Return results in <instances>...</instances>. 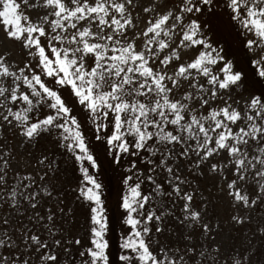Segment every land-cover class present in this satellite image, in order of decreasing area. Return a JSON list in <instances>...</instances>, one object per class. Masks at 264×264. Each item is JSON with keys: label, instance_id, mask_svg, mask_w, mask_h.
I'll list each match as a JSON object with an SVG mask.
<instances>
[{"label": "snow or ice", "instance_id": "6c2138e0", "mask_svg": "<svg viewBox=\"0 0 264 264\" xmlns=\"http://www.w3.org/2000/svg\"><path fill=\"white\" fill-rule=\"evenodd\" d=\"M0 18V264H109L103 184L90 172L105 163L121 170V264H246L249 252L223 257L193 240L219 229L202 219L206 176L234 208L264 197V0H0ZM45 139L55 152L37 154ZM67 160L82 174L87 246L65 227L75 212L53 182ZM169 221L183 231L154 251L150 234Z\"/></svg>", "mask_w": 264, "mask_h": 264}, {"label": "rangeland", "instance_id": "374dc122", "mask_svg": "<svg viewBox=\"0 0 264 264\" xmlns=\"http://www.w3.org/2000/svg\"><path fill=\"white\" fill-rule=\"evenodd\" d=\"M19 3V0H17ZM22 13V15H29L33 17V19L36 17L37 10L35 9H28L26 8L23 4H21L20 9L18 10ZM225 21L227 23L228 17L225 16ZM224 19L223 22L225 23ZM23 23H26L22 21ZM225 23V24H226ZM0 27H2V18H0ZM142 27V25H141ZM233 29L232 35L235 37L236 31ZM0 39H2V32H0ZM240 49V46L238 45L235 40L233 41L232 44V50L235 51ZM19 55V52H18ZM253 69H256V65L254 64ZM250 81H252L254 84L255 82L253 81V73H248ZM9 139L12 144L16 146L17 152L19 153L18 159L21 163L22 166L27 167L28 171H33L35 172V161L30 160L28 157V153L25 151V149L19 145L18 140L15 138L11 137V134H9ZM55 144L52 143L51 139H45L41 140L40 144L35 147V152L39 154L40 151L42 150H48L49 152H55ZM108 159H110L108 157ZM78 169V165L76 166ZM121 170H116L114 171L111 167L107 165V163L104 164L102 170H97V169H90V172L98 173L97 178L100 182L103 184V199L104 203L106 206V216L108 220V233H107V239L109 240V249H108V254H109V264L112 263V256H115L113 249L115 247V253L117 257V262L116 264L119 263V255H120V249H119V242H120V237L122 231H124V226L122 224V219H121V209L118 207V198L119 195L122 192V185L120 182V175L119 172ZM82 174L78 170H74L73 167V162L71 160H68L65 164V169L62 170L59 175L55 178L53 181L58 187L62 188L64 193L66 194L65 196V202L67 205L71 208L74 209L75 215L71 217V223L65 224V227L73 234L81 238L82 244L84 246H87V241H88V228H89V223L87 220L86 212L85 209L87 205L85 204L84 207H80L79 204L76 202V198L74 195L73 190L76 188L77 184L81 180ZM109 185H111L113 188H111ZM213 186L214 193H209V187L208 186ZM205 190L209 193V195H214L213 200L210 197V199L213 201L215 208L211 210L212 204L211 201L208 199L207 194L202 192L200 189L201 195L206 197V203H207V209L204 211L202 215V219L204 221L210 222V223H215L219 222V229L215 233V240H203L201 236H199V239L194 238L193 243L198 244V243H205L209 246V248L213 245H219L220 247V253L219 255L223 257H231L234 256L237 252L242 255V252L247 251L251 254V251L254 250L255 254L251 256L254 258L255 256L257 257V251L253 248V244H248L247 247H244V244L241 242H238L236 246H231L229 241V236L230 232L232 229V220L231 216L235 212H239L241 215L249 217V222H251V218L254 216V212H258L260 210V214L262 215V223H264V202L260 201V204L256 208H248L244 209L237 205L235 208L232 206L231 198L227 196L226 190L221 191L217 186H216V178L214 177L210 182L205 181L204 185ZM109 188L110 191H109ZM110 192V193H109ZM71 201V202H69ZM200 203V200H197V204ZM108 207H111V209L116 213H118V216L115 218H112L113 225L111 223V219L108 215ZM227 208V212L226 209ZM258 213V214H259ZM226 214V215H225ZM228 216V217H227ZM255 217V216H254ZM248 222V223H249ZM168 229H170V242L169 244L172 245V239H174V235H176L177 232L183 231L182 229H178L175 227V224L173 221H169L167 225ZM113 227L116 228L113 230ZM239 233H241V226L238 229ZM261 232V231H260ZM244 233L245 230H244ZM177 239V238H176ZM176 239L173 243V245L176 244ZM242 238L240 237V240ZM239 240V241H240ZM245 242H249L248 238H244ZM153 250L154 247L152 246ZM155 251V250H154ZM249 262H246L248 264ZM229 264H231V259H229Z\"/></svg>", "mask_w": 264, "mask_h": 264}, {"label": "trees", "instance_id": "16d2710c", "mask_svg": "<svg viewBox=\"0 0 264 264\" xmlns=\"http://www.w3.org/2000/svg\"><path fill=\"white\" fill-rule=\"evenodd\" d=\"M221 7L223 8V0H221ZM225 16L228 17V15L227 14L223 15L224 21H225ZM225 23H226V21H225ZM234 31H236V30H234ZM236 49L237 48H235V51H233V56L235 57V59L240 63V65L242 67L245 68V70L248 73H254V69H253L254 64L246 63L242 49L241 48L238 50H236ZM253 81L255 82V80H253ZM260 86H261L260 83L255 82V88L258 89ZM57 155H58V153H57ZM109 158L111 159L110 156H109ZM66 162H68V160ZM65 164L63 165V170L65 169ZM85 166H87L86 163H85ZM213 178L214 177L206 176L203 180L199 181L200 189L202 190V192L208 193L205 190V187L203 185H204L205 181L210 182ZM109 186L111 188H113L111 185H109ZM208 187H209V193H214L213 186L211 185ZM111 188H109V191ZM209 193L207 194V196H208V199L211 201V204H212V208H210V209L213 210L215 208V205L212 201L214 195L210 196ZM210 197L212 198V200L210 199ZM261 200H262L261 201V204H262V202H264V197H262ZM69 202H71V201H69ZM225 210L227 212V208ZM259 212H260V210H259ZM259 212H258V209H257V212H254L255 217L253 216L251 218L252 221L249 223L236 225L232 221V224H231L232 229H231L230 236H229L230 244H232L231 246H236L238 244V242H241L242 244H244V247H247L248 244H253V248L258 253L257 257L255 256L254 258L250 254V258L247 261V262H249L248 264H264V232H262V231L260 232V229L264 228V223H262V219H261L262 215ZM108 215H109V217L111 219V223L113 225L112 218L113 217L116 218L118 216V213H116V211L114 212L111 209V207H108ZM263 218H264V216H263ZM240 226H241V233L238 232L239 231L238 229ZM167 227H166V230L162 231L161 233H156L155 231H153L150 234L152 241H153L152 246L154 247V250L157 252H158V249L160 247H164L165 249H167V248L173 246V243H174L175 239L177 238L176 235H174V237H173L174 239H172V245L169 244V242L171 241L170 240L171 235H169L171 230L168 229ZM114 229H116V228L113 227V230ZM244 230L246 233H244ZM199 236H200L199 233H196L194 238L199 239ZM240 237L242 238L241 240H240ZM244 238H248L249 242L248 243L245 242ZM113 252H114L115 256H112V263L111 264H116L117 257H116V253H115V247L113 249ZM245 252H247V251L242 252V255ZM118 264H121L120 260H119Z\"/></svg>", "mask_w": 264, "mask_h": 264}]
</instances>
